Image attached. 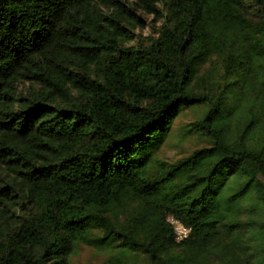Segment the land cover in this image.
<instances>
[{"label":"trees","instance_id":"16d2710c","mask_svg":"<svg viewBox=\"0 0 264 264\" xmlns=\"http://www.w3.org/2000/svg\"><path fill=\"white\" fill-rule=\"evenodd\" d=\"M79 243L264 264V0H0V264Z\"/></svg>","mask_w":264,"mask_h":264},{"label":"rangeland","instance_id":"374dc122","mask_svg":"<svg viewBox=\"0 0 264 264\" xmlns=\"http://www.w3.org/2000/svg\"><path fill=\"white\" fill-rule=\"evenodd\" d=\"M147 21L152 20L153 17L147 16ZM150 26V25H149ZM137 31L139 29H136ZM150 27L145 28V34L149 33ZM203 111L198 109H191L184 113L183 117L173 126L174 131L162 146L159 157L167 160H176L188 155L194 149L204 147L206 143L194 134L182 138L180 128L191 121H194ZM109 248H102L98 246H91L84 243H79L74 253L70 256V264H103L110 255ZM137 264H145L144 259H140Z\"/></svg>","mask_w":264,"mask_h":264},{"label":"built area","instance_id":"2783aa9c","mask_svg":"<svg viewBox=\"0 0 264 264\" xmlns=\"http://www.w3.org/2000/svg\"><path fill=\"white\" fill-rule=\"evenodd\" d=\"M174 226H175V229H176V232H177V238L178 239H182L184 237L187 236V233L189 231L188 228L184 227L181 223H179L178 221H175V220H172L171 221Z\"/></svg>","mask_w":264,"mask_h":264}]
</instances>
